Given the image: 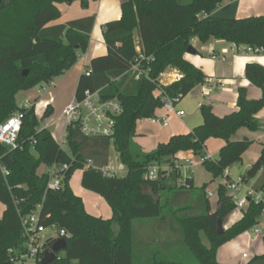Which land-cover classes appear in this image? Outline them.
Wrapping results in <instances>:
<instances>
[{"label":"trees","instance_id":"obj_1","mask_svg":"<svg viewBox=\"0 0 264 264\" xmlns=\"http://www.w3.org/2000/svg\"><path fill=\"white\" fill-rule=\"evenodd\" d=\"M120 1L121 19L103 27L108 55L91 62L86 69L91 74L82 75L75 97L82 100L86 91H99L103 100L118 99L124 106L111 139L127 173L110 175L86 168L88 162L73 137L75 130L69 129L64 149L49 130L40 128L35 105L21 108L16 101L19 92L49 85L79 61L89 48L95 18L54 25L61 18L57 5L63 0H0V125L18 112L24 113L21 148L7 153L0 145V203L6 206L0 220V264H9L8 250L23 243L21 216L32 214L40 205L43 223L56 224L69 235L65 249L52 264H219L221 247L259 224L264 206L252 200L241 209L242 219L220 234L219 218L224 222L237 208L227 188L219 186L214 206L206 194L208 184L196 188L192 174L183 178L172 166L182 152L201 155L214 138L226 143L215 161L203 163L214 180L242 163L253 141L234 142L232 138L240 129L259 131L263 127L256 116L264 107L262 65L245 66L246 78L262 90L259 100L249 99L247 89H240L238 111L224 117L213 113L212 106L203 105V124L172 136L149 153L136 138L138 123L164 109V96L172 100L181 96V101L206 82L204 72L185 59L195 38L205 43L214 37L236 47L264 50V16L244 20L213 17L224 0ZM81 5L88 8V0H81ZM202 13L208 17L199 19ZM141 55L151 60H141L145 72L137 79L131 67ZM169 68L181 72L182 77L163 86L158 79ZM53 112L50 105L42 119L50 118ZM262 148L259 158L242 176L246 184L264 170V142ZM55 163L69 165V169L63 188L47 192L49 178L40 175L39 168ZM155 164L172 167L171 173L146 182L144 177ZM4 168L9 175L4 174ZM79 169L83 171L81 186L107 201L112 219L90 215L82 198L72 190L70 180ZM146 188L156 198L146 194ZM183 189L189 190L190 200L175 206L174 196ZM260 192L264 194V187ZM161 222H168L167 234L157 232ZM203 232L208 246L202 241ZM52 246L48 244L46 249ZM258 259H264V254L254 261Z\"/></svg>","mask_w":264,"mask_h":264},{"label":"crops","instance_id":"obj_2","mask_svg":"<svg viewBox=\"0 0 264 264\" xmlns=\"http://www.w3.org/2000/svg\"><path fill=\"white\" fill-rule=\"evenodd\" d=\"M148 1H152V0H148ZM186 1L187 0H176L177 3H185ZM64 3L71 4L72 2H69L68 0H63V2L57 5L62 15H61V20L59 22L57 21L54 22V25H58V24L61 25L64 23H68L70 21L79 20L80 18H86V17L95 18V25L90 34L91 42L88 50L85 53L81 54L79 61L74 66H72L70 70L66 71L65 73V76H67L66 74H68V72L69 74H72L67 79V82L73 83L74 85H76L77 88L80 78L86 72L85 70L90 66L91 62L94 59H97L98 57L108 55L105 38H103V27L108 23L121 19L122 5L120 0H96V1L88 0V5H89L88 8H84L80 4L79 7H77V9L75 10V9H71L68 5L67 6L65 5L66 7L60 8L61 6H63ZM212 16L226 20L227 19L244 20L252 17L259 18L260 16H264V0H224V3L220 7H218L216 11L212 13ZM192 47L196 53L194 54L187 53L185 59L195 68L197 67L201 69L204 72V74L207 76V80L204 83V85L197 86L196 89H194L189 95H187L184 99H182L181 103L177 106V109L179 111L181 110L184 111L185 113L184 116L180 118L177 117L175 114L168 115L165 108L158 113V115L156 116L158 118H164L166 115H168L169 118V124L167 127L162 128L157 126L162 130V132H157V133L155 132L156 134L154 135V137L157 138V141L159 142L158 144L167 142L174 135L188 133L192 131L194 128L203 124L204 118L201 115V108L203 105L212 106L213 113H215L218 117H224L232 112L238 111L237 98L240 89H247L248 98L251 100H259L262 96V90L256 87L246 78L245 66L247 63H256L264 67V54L262 53L261 55L247 54L244 51H242L244 47H236L235 45L226 43L225 41L217 40L214 37H212L209 41L205 43H203L200 39L195 38V40L192 43ZM174 75L182 76L181 72L169 68L165 72L164 79L162 80L163 81L162 85L169 86L170 84L174 83L172 79ZM61 78L62 77L54 80L51 86L54 87L56 81L60 80ZM53 89L54 88L52 87L50 88V90L47 92V97L46 96L44 98L38 97L37 99H35L37 100L35 104L40 105V112H43L44 110L47 111L50 105L52 106L53 110L56 112L57 98H55L53 94ZM205 89L211 91L209 95L204 94ZM76 92L77 89L75 91V94L63 100V102L61 103L62 105L60 106L61 112L66 107L67 103H69L76 97ZM60 114L58 118L60 117ZM172 116H175V118L181 121L182 123L181 126L170 124V119H171L170 117ZM256 116L260 121V123L263 125L262 129H260L259 131H251L248 128L247 129L243 128L238 130L232 138V141L234 142L243 141L247 138L253 141V144L249 147V150L243 156V158L248 156V162L246 164L248 169L259 158L263 150L262 144L264 142V107ZM62 122H63L62 123L63 126L59 130L60 131L59 135H56L48 128L46 129L51 132L52 136L54 135V138L58 142V144L62 143L61 146L62 148H64L66 146L67 138L64 139V141H62L63 132L65 130V123L64 121ZM140 123L143 126H148V125L156 126L151 123L148 124L144 123L142 121ZM77 132L78 131L74 132V136ZM137 133L139 135L137 137V143L140 145L138 138L141 136H146L148 132L138 131ZM81 137L88 138L87 136H84L82 134ZM161 137L163 139H161ZM74 140L77 143H79L80 146L82 145L81 140H76L75 137ZM218 140L220 141L218 143L216 142L217 147L215 150L216 152L220 153V151L226 145V143L221 139ZM151 150H154V148L150 149L149 151L143 149V151L147 153L151 152ZM184 155L194 156L191 152H182V154L179 155V160L182 159ZM187 159L192 160L190 159V157ZM87 162L89 163V160ZM90 162L91 165L90 164L87 165L86 168L90 166L95 169H98L97 167H95V165H93L94 161L93 162L90 161ZM106 165L107 166H104L106 168H100V169H108L109 171L113 172L112 169H114V165L110 161L106 162ZM44 167L45 166H41L39 168L40 174L44 173L45 171ZM234 172L235 170L233 167L232 173L234 174ZM113 173L124 175L127 173V169H123L121 171L117 170L116 172ZM193 183H194V179H193ZM263 187H264V170H262L255 179L251 180L249 184H246V187L243 188L241 191V196L242 197L247 196L248 193L250 192H260V190ZM145 193L148 195H153V197L156 198V196L153 194L151 189L146 188ZM76 195L82 198L83 202L85 203L86 211L90 215L104 218L107 220L112 219L113 216L112 210L107 209L103 205V202L98 200L100 198L98 195L86 189L84 190V188L78 190ZM189 195L190 192L187 195V197L183 199V202L181 204H177L176 199L178 194H176L174 196L175 206L181 207L184 204L188 203L190 200ZM87 200H93L97 202V205H99V207L88 209ZM217 200L218 199H216L215 203H213L212 201L214 206H216ZM5 210H6L5 204H2L0 208V220L3 217ZM240 212H241L240 214L237 213L236 216H234L233 218H229L231 215L227 217L228 223L224 224L223 222L224 229H228L232 227L234 223L242 219L243 214L242 211ZM136 227L137 230L140 231V223H137ZM261 229L263 230L264 233V222L263 225L261 226ZM156 230L158 233L167 234L168 222L159 223L156 227ZM257 237L259 236L253 235V240H255ZM226 246H227L226 244L223 245L221 249L218 251L217 260L219 264H231L230 263L231 261L226 260L224 257V251L226 250L225 248ZM262 247H263L262 250L259 251V254H261L259 256H262L264 254V238L262 239ZM256 257H258V255ZM245 259H248V257ZM262 263L264 264V261H262Z\"/></svg>","mask_w":264,"mask_h":264},{"label":"built area","instance_id":"obj_3","mask_svg":"<svg viewBox=\"0 0 264 264\" xmlns=\"http://www.w3.org/2000/svg\"><path fill=\"white\" fill-rule=\"evenodd\" d=\"M208 17L206 13H202L198 16L199 19ZM138 53L140 48H137ZM242 51L247 54H257L261 55L264 50L252 48L250 46H245ZM141 60H146L150 62V58L145 59L144 56H140L139 59H136V63L133 64L131 70L137 73V79H139L145 72L141 68ZM87 75L91 74V71L85 70ZM165 72L158 79L159 83L162 85V80L164 79ZM182 76L174 75L172 77L174 82L180 81ZM52 85V82L49 85H42L43 90L39 91H48L49 86ZM210 90L205 89L204 94L209 95ZM180 97L172 100L167 96H164L162 102L164 108L166 109L168 115L175 114L177 117H182L185 115L184 111H179L177 106L181 103ZM36 117L42 118L46 112H40V105L34 104ZM29 109V107H24ZM124 106L118 99L113 100H103L100 96V92H91L86 91L82 100H77L74 98L72 101L67 103L66 107L62 110L61 120L65 123V130L63 132V139L67 138L68 131L70 128L80 132L82 135L89 138H112L115 133L117 117L122 115L124 111ZM166 115L164 118L152 117L146 120H143L144 123H151L153 125L165 128L169 124V118ZM23 118L24 113L18 112L12 118L6 120L0 125V145H3L7 149V153H12L18 151L21 148L20 143V133L23 127ZM54 137V135H53ZM60 146L62 143L59 144ZM62 147V146H61ZM206 161H215L212 155L209 156H200L199 163L203 164ZM89 165V163H88ZM195 162L192 160H185L181 163L180 160L175 161L172 167L177 168L181 175L184 177L192 174L193 166ZM44 166V165H43ZM172 167L166 165H152L149 167L148 172L146 173L144 180L149 182L150 180L156 181L161 178H164L170 175ZM69 165H59L57 163L53 164L51 167H44V173L40 175L48 176L47 192L49 191H58L63 188V181L65 175L68 172ZM105 174L117 175L109 171L108 169H101ZM5 175H9V171L5 168L3 169ZM232 168H228L224 172L225 184H223L228 190V197L236 204L237 208L244 209L249 206V203L252 200H255L257 204H263L264 206V194L263 192H250L247 196H241V191L246 187V183L243 181L242 177L234 179L232 177ZM207 197L214 198L216 194L211 190H206ZM251 199V200H250ZM42 205H40L36 211L30 215L21 216L22 220V236L23 243L17 249H9L8 253L10 256L9 264H38L43 259L45 251H47L46 246L52 244L61 239H69V235L66 234V231L60 228L58 225L53 224L46 226L43 223L42 219ZM259 219V224L252 229L253 233L256 236H264L263 230L260 227V224L264 222V208ZM47 231L54 232L53 237L44 238V234ZM247 258V255L243 256Z\"/></svg>","mask_w":264,"mask_h":264},{"label":"rangeland","instance_id":"obj_4","mask_svg":"<svg viewBox=\"0 0 264 264\" xmlns=\"http://www.w3.org/2000/svg\"><path fill=\"white\" fill-rule=\"evenodd\" d=\"M80 4H81V0H73L71 4L64 3L63 6H61L60 8L66 7L68 5L71 9L76 10ZM60 20L61 18L57 22H59ZM66 75L67 76L64 75L65 77L62 76L60 80L56 81L54 87L53 86L48 87L49 90L51 87L54 88L53 94L55 98H57L56 112L54 111L53 114L50 116V118H46V119L39 118L40 128L41 129L48 128L56 135L60 134L59 130L63 126L62 124L63 122L60 120V117H61L60 113H62L61 108H60V106L62 105L61 103L67 97H71L73 94H75V91L77 89L76 85H74L71 82H67V79L72 74H69L68 72V74ZM41 90H43L41 86H35L30 90L19 92L16 96L17 104L21 108H24L27 106L29 107V109H31L37 101L35 99H37L38 97H41V98H44L45 96L47 97V92L49 90L42 91L38 94V92ZM59 114H60V117L58 118ZM170 118H171L170 124L181 126L182 124L181 121L175 118V116H172ZM137 130L140 132L141 131L148 132L146 136H141L138 138L141 147L146 151H149L152 148L156 149L159 142L157 141V138L154 137V135L157 132H162V130L157 126H151V125L143 126L141 123H138ZM74 137L76 140L82 141V145L80 146L79 151L82 154L83 158H85L87 161L89 160V164L91 163L90 161L92 162L94 161L95 164L93 162V165H95V167L100 169V168H106L104 167V166H107L106 162L110 161L114 165V169H112L113 172H116L117 170L121 171L123 169H127L121 163L120 158H119V153L115 151L112 139L103 138V137H100V138L81 137L80 132H77ZM161 139L163 138L161 137ZM219 141L220 140L216 138L211 139L208 142L207 148L205 149L204 153H202L201 155H198V156L184 155L182 159H180L181 163L182 162L184 163L185 160L189 157L190 159L195 161L196 163L193 166L194 168L192 172V177L194 179L196 188H201L202 186H204V184H209L208 190L213 191L215 194H217L219 186L221 184L223 185L226 183L225 179L224 177H219L214 180L213 175L210 172H208L206 167L203 166V164L199 163V158L200 156L213 155L216 159L219 156V153L216 152L215 150L217 147L216 142L218 143ZM136 142H137V138H136ZM64 149H67V147L65 146ZM243 159L244 160L242 164H237L234 167V170H235L233 174L234 179L239 178L240 176L244 175L248 171V168L246 165L248 162V156ZM82 174H83V171L79 169L75 172V174L72 176L70 180V186L72 190L74 191V193L76 194L78 190L83 189V186H81ZM177 194H178L177 199H176L177 204H181L183 202V199H185L187 195L189 194V190L183 189L182 191H179ZM215 198H210L211 201H213V203H215L216 201ZM98 200L102 201L103 205L107 209H111L107 201H105L102 197L99 198ZM87 202H88V209L99 207V205H97V202L93 200H87ZM1 206L2 204H0V208ZM240 211L241 209L236 208L234 211H232V213L230 214L231 216L229 218H233L234 216H236L237 213L240 214L241 213ZM227 223H228V218L224 220V224H227ZM262 225L263 223L260 224V227ZM53 234L54 232L47 231L43 236L46 239V238L53 237ZM253 235L255 234L253 233L251 229L249 230V232L244 233L241 236H238L237 238L233 239V241L228 242L226 244L227 246L225 247L226 250L224 251L225 259L231 261L230 262L231 264H263L262 261H264V259H258L254 261V258L257 255L258 256L261 255L259 254V251L262 250L263 248L262 239L264 237L259 236L255 240H253ZM202 241L206 246L209 245L207 235L204 232L202 233ZM244 255H247L248 259L243 258Z\"/></svg>","mask_w":264,"mask_h":264},{"label":"water","instance_id":"obj_5","mask_svg":"<svg viewBox=\"0 0 264 264\" xmlns=\"http://www.w3.org/2000/svg\"><path fill=\"white\" fill-rule=\"evenodd\" d=\"M69 2H72L73 0H68ZM188 53L194 54L196 53L193 47L191 46L188 50ZM25 76L28 75L27 71L23 72ZM251 200V199H250ZM217 230L220 234H223L224 227H223V221L221 218H219L217 223ZM66 247V241L64 239L58 240L53 243V246L50 250L45 251L44 257L41 260L40 264H52L56 260L57 254L60 251H63Z\"/></svg>","mask_w":264,"mask_h":264}]
</instances>
